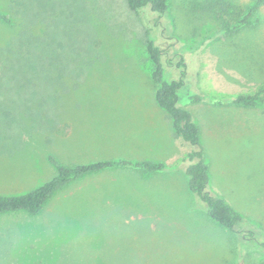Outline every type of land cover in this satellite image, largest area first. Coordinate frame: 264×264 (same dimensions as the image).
Listing matches in <instances>:
<instances>
[{
	"label": "rangeland",
	"instance_id": "1",
	"mask_svg": "<svg viewBox=\"0 0 264 264\" xmlns=\"http://www.w3.org/2000/svg\"><path fill=\"white\" fill-rule=\"evenodd\" d=\"M169 0L158 44L178 54L193 92L231 100L264 84V6ZM0 195L99 159L162 162L72 182L36 214L0 215V264H264V251L221 227L187 187L189 146L156 103L144 29L126 0H0ZM171 78L179 72L167 69ZM202 131L210 190L264 231V104H187Z\"/></svg>",
	"mask_w": 264,
	"mask_h": 264
},
{
	"label": "trees",
	"instance_id": "2",
	"mask_svg": "<svg viewBox=\"0 0 264 264\" xmlns=\"http://www.w3.org/2000/svg\"><path fill=\"white\" fill-rule=\"evenodd\" d=\"M126 2L128 8L137 14L144 29L145 48L152 65L151 78L156 85V103L170 117L174 134L189 146L184 157L186 162L184 174L189 191L213 221L234 233H240V240L244 241L243 245L248 244L264 251V231L256 233L250 229L239 230L245 222L243 215L223 195L210 190L212 177L202 143L201 127L192 112L185 107L187 104L198 103H207L215 107L226 103L244 108L256 107L264 104V84L253 94H239L231 100L191 91L186 84V64L182 57L178 54L168 56L158 44L159 38L164 37L167 29L169 0H126ZM262 6L264 0H253L251 5L240 10L239 15L242 16L236 27L251 25L254 22L252 18L258 21L256 15ZM0 21L9 23L10 19L6 14L0 13ZM171 66L179 72V77L168 76L167 69ZM47 160L54 168L55 174L27 192L0 195V215L15 212L36 214L54 194L72 182L106 170L128 167L158 173L169 168L162 162L122 158L65 165L50 154Z\"/></svg>",
	"mask_w": 264,
	"mask_h": 264
}]
</instances>
